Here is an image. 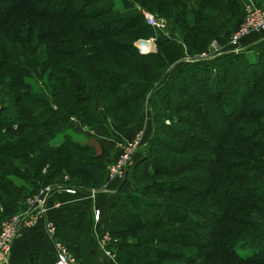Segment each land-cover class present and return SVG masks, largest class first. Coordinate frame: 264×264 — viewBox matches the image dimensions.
I'll return each instance as SVG.
<instances>
[{
    "label": "rangeland",
    "instance_id": "obj_1",
    "mask_svg": "<svg viewBox=\"0 0 264 264\" xmlns=\"http://www.w3.org/2000/svg\"><path fill=\"white\" fill-rule=\"evenodd\" d=\"M40 1L49 3L51 0ZM73 1L74 6H81L84 19L71 21L62 14L41 19L27 9L15 13H8L10 9L0 10V174L18 185L25 184L29 190L21 195L22 203L19 205L20 200L7 218L20 213L26 198L45 187H49L51 193L74 189L79 194L78 199L104 188L114 180L111 168L125 153L124 144L141 140L142 145L134 152L131 162L140 155L147 161L138 162L140 158L129 163L123 176V181L129 180L125 191L145 187L147 194L137 192V196L155 203L180 204L200 223L190 227L194 239L188 243L156 240L166 228L176 231L183 223L141 227L145 228L146 235L144 240H138V248L144 249L141 251L144 255L133 257L124 249L117 251L119 239L99 221L92 222L89 231L108 232L117 242L114 248L110 246L116 264H264V242L258 246L247 243L233 252L234 257L218 253L228 251L223 249L222 243L243 238L255 240L257 235L264 234V109H255L252 105L264 91V78L260 79L253 67H248L254 62L252 59L215 58L226 52L248 51L264 41V30L247 33L238 40L241 46L231 50L236 44L232 37L239 23L255 20L244 9L228 8L222 0H135V11L143 15L139 19H146L145 13H150L164 20L163 30L155 29L159 31L155 36L157 41L169 38V32L176 38L180 32L184 39L178 52H171L168 47H165L168 52L160 49L166 54V60H160L159 56L141 58L136 50L138 42H152L154 46L149 43L152 51L158 46L148 28L144 29L138 17L132 16L133 9L121 0H114L108 12L100 9L106 0ZM245 1L235 0L240 5ZM252 1L258 6L264 5V0ZM235 2L230 0L228 4L232 6ZM196 9L203 14L198 23L209 24L206 26L213 31L209 38L200 39L190 28V24L195 23L190 18L197 14ZM96 11L98 15L92 17ZM204 12L220 15L222 20L207 21ZM112 20L114 23H109ZM220 21L226 23L218 25ZM94 27L97 32L109 33L108 36L86 38L84 30L91 31ZM170 39L176 40L173 36ZM206 54L208 58L196 61L215 58L211 67L219 70L221 79L225 78L224 90L219 77L203 79L200 83L186 72L181 80L178 72L172 75L170 67L179 58L182 57V61L172 68L174 72L179 66L184 67L188 58ZM257 58L254 56L255 60ZM152 63L157 66L149 67ZM259 65L262 67L260 62ZM64 68H68L69 76L63 73ZM109 68L131 71L142 85L145 83L142 94H134L133 99L117 97L121 93H115L114 88H122L125 83L112 88L120 78L105 72ZM85 74L87 79L83 78ZM212 80L218 81L212 85ZM67 89L71 92H62ZM219 90H223L222 96H218ZM59 92L64 97L59 96ZM128 96H132L131 93ZM118 99L123 100L124 105L116 102ZM55 104L58 110H54ZM227 110L236 114L230 116ZM38 112L54 115L44 120ZM61 147L64 149L59 151ZM87 160L104 165L101 181L95 182L70 164ZM156 166L164 172L147 175L153 173ZM166 169L173 171L165 173ZM161 183L171 185L166 190H180L162 194L154 191L157 187L164 189L159 186ZM228 184L233 186L224 191L231 196L239 188L245 190L232 207H225L216 191ZM9 197L0 182V198ZM128 202L129 206L135 204L131 199ZM137 208L135 206L134 210ZM127 216L133 225L124 222L129 227L122 231L126 240L136 242L135 226L140 221H132L136 215ZM229 218L231 223L226 220ZM224 223L229 232L223 237ZM68 230L73 233L71 228ZM78 234L80 232L72 234V242L66 241L63 236L58 237L55 228L56 240L67 249L74 264H86L90 258L87 243ZM154 248L160 255L151 260ZM240 254L244 261L238 260Z\"/></svg>",
    "mask_w": 264,
    "mask_h": 264
},
{
    "label": "trees",
    "instance_id": "obj_2",
    "mask_svg": "<svg viewBox=\"0 0 264 264\" xmlns=\"http://www.w3.org/2000/svg\"><path fill=\"white\" fill-rule=\"evenodd\" d=\"M2 1L3 5H1L0 10L3 8V10L5 9H10V11L8 13H15L16 11L20 10V9H27L29 13L41 18V19H52L53 17H56L57 15H63L65 17L71 18V21L73 20H81L84 19L85 17L81 14V6L77 7L74 6L75 2L73 0H58L57 2V8L54 9V4L56 3V0H51L49 1V3H42L40 0H0ZM122 2L125 3L126 7H130V9H133V11L135 12L134 14H132V16H136L138 17V20L143 24V27L145 29L148 28V32L151 33V37L152 36H156V33H158V30L156 32L155 28L152 27L151 25H149L146 21V19L143 20L139 19L142 16L137 13L134 9V5L135 0H121ZM223 4L225 6H227L228 8H237L239 10L243 9V6L240 5V3L238 4V2H235V0H233L235 3L234 5H229L228 2L230 0H222ZM237 1V0H236ZM114 0H106V2L104 3V6L100 9H104V12H108L110 9L113 8L114 6ZM231 3V2H230ZM100 11V10H98ZM98 11H96L94 14H92V17H95ZM198 11V12H197ZM195 12L197 14H193L190 18L191 22L195 21L194 24H190V28L197 33V35L199 36V38L201 39V37H206L209 38L210 35L212 34L211 32H213L211 30L210 26H206L209 25L207 23L205 24H200V22L198 23V20L200 19V17L203 16V14L201 13V10L196 9ZM206 15L204 16V18L207 21L210 22H217L219 20H222L220 17V15H215L212 13H207L204 12ZM210 16V17H209ZM109 23L113 24L114 21H110ZM226 22L220 21V24L218 25H223ZM108 24V22L106 23ZM106 26V25H105ZM135 26V25H134ZM102 27H104L103 25L100 27L102 29ZM78 28V27H77ZM98 27V29H100ZM84 36L86 38H93V39H98V38H105L106 36H108V34L102 33L101 30H99L98 32L96 31L95 27L92 28L91 31H86L84 30ZM170 37H174L176 40H171L170 37L169 38H165L164 40L161 41H157V37L156 38V44L158 46V48L155 51H148V52H140L139 49L136 47L137 52L139 53V55L142 57H151V56H159L161 59L160 60H166V54L163 53L160 49H165V52H168L169 50H171V52H178L180 47L182 46L181 40L182 42H184L183 36H181V33L179 32V36H177V38L174 36L173 33L169 32ZM154 46V45H153ZM165 47H168L169 50H166ZM152 48V47H151ZM179 48V49H178ZM253 48V49H252ZM150 49V48H149ZM253 53V54H251ZM257 53V54H255ZM184 54V53H183ZM182 54V55H183ZM248 54V55H247ZM7 55V53H6ZM250 55V56H249ZM185 56V55H183ZM233 57L235 59L239 58H243L247 61V59L249 60H254V62L250 65H248V67H253V70L255 71L254 74L257 73V76L261 79L264 78V41L261 40L258 43L254 44V47H250L248 51H243L240 50L239 52H235V53H230V52H226L221 54L220 56H217L215 58L218 57ZM254 56H258V58L255 60ZM213 58V59H215ZM218 58V59H220ZM211 58L205 61H193V62H186V64H184V67L179 66L178 68H176V71L174 72L172 70V68L177 65L180 61H182V57L179 58L177 61H175L170 67V70L172 71V75L175 76L177 74V72L179 73V78L181 80V75H183L184 72H186L187 75L191 76L192 78H194L196 81H201L203 79H205L206 81H209V79H211L213 76L214 77H219V70L217 69H213L211 67V64L214 63V60ZM221 60V59H220ZM259 62L261 63L262 67H260ZM239 63V62H238ZM142 65L145 66V62H142ZM152 65H156V64H149V67H151ZM252 65V66H251ZM182 71L180 73L181 68ZM15 69V68H14ZM65 69V68H64ZM68 69V68H67ZM65 69V71L67 72H63L65 75L68 74V70ZM110 69V68H109ZM108 71L105 70V72L110 73V75L112 77H117L120 78V82L116 83L115 85H112L111 87L114 88L115 86H117L120 83H125V86H122V88H119L118 86L114 88L115 93L120 92V96L117 97H131L130 99L134 98V94L138 93L137 95L142 94V91L144 89V85L145 83L143 82V85L141 82H139V79H137L136 77H133V75H131V71H120V70H113L110 69ZM260 70L263 71L262 73H260ZM17 71V69H16ZM171 73V72H170ZM99 75V73H97ZM71 77V76H70ZM83 78H86V74L83 75ZM255 78V76H254ZM87 79V78H86ZM94 77H91V80H93ZM218 79H221L220 77ZM253 78H251V83L253 82L252 80ZM225 78H222L221 81H219V83H221L220 86H222V84L224 83ZM218 80H212V85L214 84V82H217ZM149 82H147L148 84ZM90 87H92V85L90 84ZM223 90H224V85L222 86ZM183 90V89H181ZM223 90H219L220 93H218V96H222V91ZM186 91V90H185ZM62 92L65 93H70V90H64ZM188 92V91H187ZM59 96L64 97V95H61V92H59ZM129 93H131L132 96H128ZM92 94V92H91ZM237 94V93H236ZM235 97V96H234ZM57 98V97H56ZM55 98V100H56ZM129 99V100H130ZM55 100L53 101V103H55ZM51 101V103H52ZM118 103H120L121 105L123 104V100H119L116 101ZM241 102H239L238 104H240ZM252 105L255 109L258 110H263L264 109V91L252 102ZM49 108H51V106L48 104ZM240 106V105H239ZM238 106V107H239ZM244 106V104H243ZM54 108V106H53ZM54 110H58L56 104H55V108ZM226 113L229 115L231 113L236 114V112H234L233 110L229 111L227 110ZM32 115V114H29ZM37 115L40 116V118L42 119V117H44V120H47L48 118H51V115L54 114H45V113H41L38 112ZM232 116V114L230 115ZM201 137V136H200ZM62 149H64V147L61 149H59V151H62ZM109 151L111 152L112 149L110 148ZM203 157V156H201ZM142 158V159H140ZM160 158L162 159V157L160 156ZM140 159V160H139ZM155 159V158H153ZM139 160V161H138ZM146 162V158L143 157L142 155H140V157L135 160V162ZM160 161V160H158ZM71 166L83 173H85L86 175H88L91 179H93L95 182L101 181V176L103 173V164L97 163L93 160H87V161H75L73 163H70ZM159 164V163H158ZM152 166V165H151ZM160 171L164 172V170L158 168L156 166V168L154 169L153 173H147V175H156L159 174ZM173 171L171 169H166V172H170ZM172 174L176 173V172H171ZM232 179H230L231 181ZM126 179L122 182V184H120L117 192L115 195L112 196L110 203L108 204V208H107V231L113 236L116 237L118 240V243L116 244V250L117 251H121V250H125L127 252L128 255L136 257L139 255H144L143 253H141V248H138V240L142 241L144 240L143 238L145 237L146 233L143 232V230L145 228L140 229L141 227H144L147 224H151V225H158V224H165L168 222H172V223H183L184 226H182L180 229H177L176 231H172L171 229L166 228L163 233L157 238L156 240H161L163 242H168V243H183V242H190L193 241L194 237L191 233L192 230H189L190 227H192L193 225H196L197 223H200L199 220H197L196 218H194L193 213L188 210H184L183 208L180 207V204L177 203H171V202H151L149 200H145L140 196H137V192L145 193L147 194V190L145 187H140L138 189L134 188V190L130 191H125L123 190V186L125 184ZM0 182L1 184L6 188V193L7 195H9L10 197L3 200L2 198H0V222L1 220L5 217L7 218L8 215H11L12 210L15 208V206L19 203V205L22 203V194L26 192H28V188L25 187V184L23 185H18L17 183L13 182L11 179L7 178L3 173L0 174ZM219 182V181H218ZM35 182L32 183V187H35ZM123 185V186H122ZM160 187H164L163 188H155L154 191L159 192V193H164L165 192H176L179 191L180 188H176L177 190H166V188H171V185L168 184H163L161 183V185L159 184ZM231 186V184L227 185H221L219 190L216 189V191H219V200L221 201V203L227 207V206H231L233 205V203L240 199V196H238L241 193H244L245 190L243 189H237L236 194H234L233 196L229 195L228 193H225V189H229ZM233 186V185H232ZM231 186V187H232ZM156 187V186H155ZM30 194V193H29ZM128 199L133 200V202H135L134 205L129 206V202ZM140 199L142 200V202L140 201ZM158 198L155 197L156 201ZM141 205H143L142 207H139ZM135 206H137L138 208L136 210H134ZM229 207V208H231ZM133 214L136 215L133 217V220H136L137 222H139L138 226H135L134 228L136 229V236H137V240L135 241H130V240H126L125 239V234L123 233L122 230L126 229L127 226L124 225V222H128L129 224H131L128 220L127 214ZM3 216V217H1ZM124 216V217H123ZM132 216V215H131ZM92 222H94L93 220V214H92V218H91ZM91 220H89V218L87 217L86 213H81L78 214L75 218L69 219L66 222H64L63 225L58 226L61 227L64 231H63V237L64 240L66 241H70L71 238L73 237L72 234L75 232H80V234H78L79 237H81V239H83L87 244V248L86 251L88 252L90 258L88 259V263L86 261V264H97L96 260H95V253L94 250L96 248L91 247L92 244L89 246L88 242L89 240H91V238H93L94 240V234H93V230H90V224L92 223ZM227 222L231 223L232 219H226ZM225 224V229L223 231V234H221V236L224 237V235L228 234V229L227 224ZM133 225V224H131ZM129 227V226H128ZM60 228V229H61ZM67 228H71L72 232H68ZM138 229V230H137ZM67 236V237H65ZM243 236V234L241 235ZM122 237V238H121ZM257 238V239H256ZM255 238V240L249 239V238H243L240 240H237L236 242H229L228 244L226 243H222V247L225 250H228L226 252H218L220 254H225V255H230L232 257L233 256V252H236L240 247L246 245L247 243L253 242V244H255L256 246L260 245L262 242H264V234L260 233L259 235H257ZM72 242V241H70ZM76 244V243H75ZM94 244V241H93ZM73 246L75 247V245L73 244ZM145 247V246H144ZM150 247V246H149ZM229 247H232V251L229 252ZM93 248V249H92ZM92 249V250H91ZM151 249V248H150ZM163 249V248H162ZM167 249V248H166ZM96 251V250H95ZM158 250L156 248H154L153 251V258H151V260H154L156 258L157 255H160L159 252H157ZM171 253V252H169ZM84 255V252L81 253ZM238 259L239 261H244L245 258H243V256L240 254ZM117 260V259H116ZM27 264H31V263H27ZM124 264V263H122ZM148 264H150V262H148ZM224 264V263H221Z\"/></svg>",
    "mask_w": 264,
    "mask_h": 264
},
{
    "label": "built area",
    "instance_id": "obj_3",
    "mask_svg": "<svg viewBox=\"0 0 264 264\" xmlns=\"http://www.w3.org/2000/svg\"><path fill=\"white\" fill-rule=\"evenodd\" d=\"M242 6L244 11L249 12L250 15L254 17L255 20L247 19V20H242L239 23L232 37L234 43L236 44L231 47L232 49L230 48L231 50H237L238 46H241V44L239 45L238 40H240L247 33L253 31L259 33L264 30V5L258 6L252 0H246ZM145 17L149 25H151L155 29H158L159 31L163 30L165 26V22L163 19L158 18L150 13H145ZM153 41L155 40L153 39ZM148 51L149 50H147V52ZM150 51L152 50L150 49ZM208 57L209 56H207L206 54L200 57L188 58L187 61H196ZM141 145H142L141 140L140 141L136 140L133 143L126 142L124 144L125 153L121 155L117 165L111 168V170H113V175L111 176L112 179L115 180L116 178H122L124 176L126 168L129 166V163L131 162L134 152L139 147H141ZM116 174L122 176L119 177L116 176ZM62 190L68 194L77 193L76 190L71 188H64ZM50 194H51L50 188L45 187L43 188V190L40 191V193L38 194L35 193L33 195H30L29 197L26 198L23 205V210L20 213L16 215H12L11 217L5 218L3 221H1L0 264H6L8 262L13 242L21 234L22 230L35 226L38 220L42 219V216L49 209V206L47 205V200H48L47 198ZM93 195H94L93 191L87 194L88 197H92ZM57 205L58 203L54 204V206ZM92 214L95 223L100 221L99 220L100 210L98 208H95ZM44 226L48 237L51 239L54 245V251H55L54 259L50 262V264H74V260L67 252V249L64 248V246L56 240L55 224H53L49 220H46ZM96 230H94L95 233L93 232V234H94V242L96 244L97 250L101 251L107 257L115 261L114 253L112 247L110 246L112 245L114 248L117 242L114 241V239L110 236L108 232L106 233L104 232L103 234H98Z\"/></svg>",
    "mask_w": 264,
    "mask_h": 264
},
{
    "label": "crops",
    "instance_id": "obj_4",
    "mask_svg": "<svg viewBox=\"0 0 264 264\" xmlns=\"http://www.w3.org/2000/svg\"><path fill=\"white\" fill-rule=\"evenodd\" d=\"M136 155L137 153L134 157ZM135 160L131 163L135 162ZM123 179L124 177L109 181V184L104 188L98 189L92 197L78 199L77 195L79 194H68L63 190L53 191L47 198L49 209L42 216V219L38 220L35 226L23 229L21 234L14 240L9 260L6 264H50L54 259L55 251L54 245L45 230L44 223L46 220L55 224L57 235L60 238L63 236L64 230L61 227L58 228V226L63 225L64 222L75 218L81 213H86L89 220H91L93 210L98 208L100 210L99 222L106 228L108 204L112 196L116 194ZM128 183L129 180L126 178L123 190L127 188ZM56 203L58 205L54 206ZM68 229L67 231L70 232ZM93 241V238H91L88 244L89 246L92 244L91 247L96 248L94 253L97 264H116L113 259H110L101 251L97 250L96 244L95 242L93 244Z\"/></svg>",
    "mask_w": 264,
    "mask_h": 264
},
{
    "label": "bare ground",
    "instance_id": "obj_5",
    "mask_svg": "<svg viewBox=\"0 0 264 264\" xmlns=\"http://www.w3.org/2000/svg\"><path fill=\"white\" fill-rule=\"evenodd\" d=\"M149 43H152V42L146 41V40H142V41L138 42L137 48L138 49L140 48L139 50H142V51H147L150 48V44ZM152 45H153V43H152Z\"/></svg>",
    "mask_w": 264,
    "mask_h": 264
},
{
    "label": "water",
    "instance_id": "obj_6",
    "mask_svg": "<svg viewBox=\"0 0 264 264\" xmlns=\"http://www.w3.org/2000/svg\"><path fill=\"white\" fill-rule=\"evenodd\" d=\"M150 51V50H149ZM141 52H147V51H141Z\"/></svg>",
    "mask_w": 264,
    "mask_h": 264
}]
</instances>
